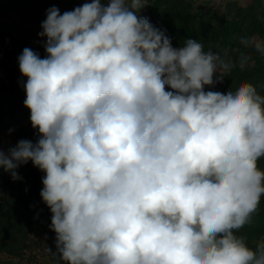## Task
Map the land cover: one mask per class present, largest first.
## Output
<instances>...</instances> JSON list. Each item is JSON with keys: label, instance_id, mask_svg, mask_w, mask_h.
<instances>
[{"label": "clouds", "instance_id": "obj_1", "mask_svg": "<svg viewBox=\"0 0 264 264\" xmlns=\"http://www.w3.org/2000/svg\"><path fill=\"white\" fill-rule=\"evenodd\" d=\"M146 5L47 10L45 57L17 58L39 138L0 147V170L44 173L60 264H264V242L235 234L264 196V96L250 83L206 91L235 64L195 39L173 47L139 17Z\"/></svg>", "mask_w": 264, "mask_h": 264}, {"label": "trees", "instance_id": "obj_2", "mask_svg": "<svg viewBox=\"0 0 264 264\" xmlns=\"http://www.w3.org/2000/svg\"><path fill=\"white\" fill-rule=\"evenodd\" d=\"M18 1L0 0V11L16 6ZM72 1L43 0L41 3L40 0H26V6L35 11L39 7L44 8V14L49 8L56 7L63 14L73 9ZM146 4L142 8L141 18H146L154 27L163 30L173 47H183L186 40L195 39L205 51L219 53L222 58L235 64L231 71L225 73L222 83L206 86V91H235L240 84L250 83L258 94L264 96V54L257 52L253 45L245 47L240 42L242 38L253 37L264 41V7L250 4L245 12L238 9L233 17L224 16L215 22L194 15L193 2L190 0H146ZM36 34L32 27L24 45L29 43L31 49L39 53L44 38L34 41ZM6 42L0 39V50L11 51L14 48L13 41L10 46ZM241 54L251 57L243 68L239 66ZM1 71L0 103H3L4 98L12 100L14 106L22 108L20 114L18 109L12 112L17 123L22 120V116L24 121L21 127L4 126L0 121V127L13 138L15 146L20 140L35 143L39 137L37 130L31 126L29 109L24 106L26 97L21 96L19 105L16 99L24 76L16 70L7 72L1 68ZM258 166L264 170V158L258 161ZM16 171L20 179L13 180L8 172L0 170V264H60L57 257L47 251V247L52 253L56 249L55 233L49 227L51 212L40 196L44 173L33 167L31 161L19 166ZM235 234L243 237L252 249L264 242V196L250 223Z\"/></svg>", "mask_w": 264, "mask_h": 264}, {"label": "rangeland", "instance_id": "obj_3", "mask_svg": "<svg viewBox=\"0 0 264 264\" xmlns=\"http://www.w3.org/2000/svg\"><path fill=\"white\" fill-rule=\"evenodd\" d=\"M3 2H8V0H2ZM41 3L43 0H40ZM56 1V0H55ZM193 2V12L194 15L203 16L206 19H211L212 21L218 22L224 16H234L238 9H241L243 12L246 11L250 4H255L258 6L264 7V0H190ZM84 2H90V0H73V9L81 6ZM59 6V5H57ZM68 7V6H67ZM40 7L37 10H29L26 6V0H19L16 6H13L5 11H0V39L10 43L13 41L14 48L11 51L0 50V72L1 68L5 71L16 70L19 71L18 65V56L22 53L24 48H31L30 44L24 45L25 38L27 37L29 31L35 28L37 32V38L34 41L41 40L43 37H39L38 33L42 31L40 25L46 19V13L44 14L45 9ZM72 10V9H71ZM142 9L139 11L138 15L141 17ZM235 13V14H234ZM45 39V38H44ZM38 53L40 58L45 57L44 48ZM23 83L20 84L21 89L17 93L16 99L18 105L21 104V96L26 97L24 84L26 83L27 78L23 77ZM22 79V78H21ZM19 95V96H18ZM8 98L2 99L3 103H0V121L4 126H16L21 127L23 123L22 120H18L14 117L13 110L18 109L19 114L22 112L20 106H14ZM16 116V115H15ZM20 122V124H19ZM15 142L13 138L5 132L0 127V147L7 153L9 148H13Z\"/></svg>", "mask_w": 264, "mask_h": 264}]
</instances>
